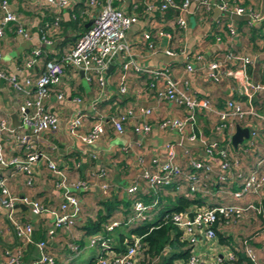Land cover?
<instances>
[{
  "label": "crops",
  "instance_id": "crops-1",
  "mask_svg": "<svg viewBox=\"0 0 264 264\" xmlns=\"http://www.w3.org/2000/svg\"><path fill=\"white\" fill-rule=\"evenodd\" d=\"M7 1L10 9L19 16L31 32L30 38H23L14 33V25L9 23L4 25L3 35L0 36V69L13 74L20 83L26 76L35 77L43 69L44 59L47 56L58 55L73 45L80 30L72 26L71 19H69L73 16L72 12H78L79 19L84 22L85 27L90 24L88 22L94 13V9L90 11L82 9L84 0H68L67 5L61 7L44 0ZM211 1L210 10L202 16L193 11V6L190 4L185 13V26L181 28L175 25L174 12L154 10L144 13L126 29L122 40L127 46L128 53L139 67L166 68L169 77L180 87L187 92L207 97L217 108H221L224 99L228 97L246 106L247 100L241 93L244 88L243 73L251 80L264 79V73L261 70L264 63V24L260 21L249 22L246 12L253 9L264 14V0H228L229 5H242L245 8L242 14H236L231 9L220 11L216 5L218 0ZM122 8L125 11H131L127 1L123 2ZM55 15L59 19L56 27L48 34L49 41L40 42L39 29L44 22H50ZM219 18L222 22H218ZM228 22L234 28L232 34L227 31ZM144 31L149 33L148 38L143 37ZM159 31L162 32L159 33ZM35 46H40L43 51L27 68L24 60ZM166 49L172 53H166ZM229 51L254 56V62L243 70L240 62L226 60L225 55ZM125 57L126 52L122 49L104 72L105 81L102 86L94 80L85 82L80 69L66 66L58 82L52 86L49 98L45 100L46 106L58 116V128L51 132H43L35 142L36 149L45 153L48 159L61 167L68 179L88 176L99 168L104 169L105 180L109 183L108 192L102 194L97 182L87 189H75L80 211L76 216L74 227L69 231L59 228L50 236H46V230L50 226L51 216L48 213L35 214L31 212L28 205L16 202L13 209L14 215L22 221L31 222L32 225V242L27 244H22L16 237L6 211L0 205V264L5 262L3 251H14L18 248L22 253L21 264H29L32 259L38 257L34 242L42 239L45 241L46 251L54 259V264H95L99 251L96 246L89 244V236L97 230L91 232V227L99 225L100 228L105 221L113 218L122 219L129 212L134 197L144 201L150 198L151 190L143 180H139L134 197L126 194L124 188L145 166L151 170L154 169L155 166L149 162V159L153 153L161 150L164 140L179 138L174 131L157 128L153 124L154 120L164 116H181L183 108L169 100L153 96L147 83L150 80H161V77L156 76L155 78L147 72L133 68H129L126 74V92H120L118 73L120 62ZM210 61L218 63L214 78L207 74V63ZM186 63L190 64V69L185 67ZM57 91L63 94L59 100L54 97ZM26 95L24 88L13 89L10 83L0 78V118H4L10 125L20 130H28L27 126L21 122L19 110ZM75 96L80 97L79 102L73 100ZM250 104L257 113L264 114V99L260 94H253ZM125 107H132L136 110L139 107L151 108L148 120L152 123V127L147 134L134 132L130 126L121 133L111 128L107 123L108 116ZM77 108L86 114L79 129L80 132L87 129L94 117L102 115L106 119H104L103 134L92 144L86 145L80 142L77 137L68 134L65 129L66 118ZM214 121L215 116L212 114L198 111L195 113L194 129L209 140H217L218 134L212 129ZM236 125L246 127L248 130L251 127L257 128L254 149H243L246 138H243L237 147L230 144L232 147L230 156L239 158L241 169H246L260 153L264 152V127L259 118L245 115L233 121L229 136ZM0 141L7 155L20 152L15 143L7 141L3 136H0ZM182 145L189 148L196 157L205 155L202 144L198 140H188L183 137ZM176 150L177 163L185 165L186 158L181 153L182 147L178 146ZM90 152L94 154L93 157L90 156ZM138 155H142V162L138 161ZM218 161V157H212L213 164L216 165ZM262 169L264 171V165ZM2 171L0 168V172ZM4 171L8 172L7 186L12 193L18 196L26 194L48 206L58 205L61 200L62 192L55 185L56 178L47 168L45 159L38 157L33 162L30 182H26L28 175L25 173H10L8 169ZM231 188H237L235 182L232 183ZM180 195L183 193L175 194L170 191L160 193L158 206L148 219L158 216L160 209L169 208L170 201ZM185 197L195 200L193 202L199 205L232 201L255 203L257 201L254 194H247L235 200L230 194L222 191L219 183L209 184L205 194L195 193L194 196ZM244 220L254 222V227L243 225ZM239 222L243 226L237 228H234V225L223 226L222 222L217 224L216 238L210 242L199 243L197 246V252L201 257L199 264H207L213 256L231 250L237 253V259L232 264H251L242 253L238 241L254 231L261 232L264 228V216L250 212ZM130 229L132 228L128 229L119 225L106 234L110 254L115 253L114 249L120 247V242L122 243L124 237L130 234ZM219 238L222 240L219 241ZM249 242L258 260L264 264L260 254V248L264 242L262 234L259 233ZM69 243L75 244L79 249L74 256L69 251ZM169 251L170 249H163L160 256H166ZM160 256L156 258L154 264L160 263Z\"/></svg>",
  "mask_w": 264,
  "mask_h": 264
},
{
  "label": "built area",
  "instance_id": "built-area-1",
  "mask_svg": "<svg viewBox=\"0 0 264 264\" xmlns=\"http://www.w3.org/2000/svg\"><path fill=\"white\" fill-rule=\"evenodd\" d=\"M47 3L61 7L67 5L68 0H44ZM89 9H94L91 15L90 24L85 31L76 36L71 47L58 55H51L43 63V69L35 76L24 77L20 83L13 74H9L0 69V78L5 79L13 89H23L27 94L19 106L21 112V122L27 126L28 130H20L12 126L4 118H0V136L7 141L15 143L20 150L18 154L7 155L4 152L0 141V205L5 209L7 218L10 220L16 237L22 244L32 242V225L29 221H22L14 215V205L22 202L29 206L35 214L48 213L51 216L50 226L46 230V235L50 236L56 229L69 231L74 227L76 216L80 211L79 200L74 193L75 189H87L95 182L102 194L109 190V183L106 179V172L99 168L91 172L88 176L74 177L68 179L64 170L52 160L48 159L45 153L40 152L35 147L36 140L43 132H51L58 128V116L51 111L45 104L49 98L52 86L58 82L64 73L66 66H70L82 71L86 80H94L99 86L105 81L104 72L124 49L126 57L120 62L118 73V90L126 92V74L129 68L141 72H147L154 76L161 77V80H150L147 86L155 98H164L183 108L181 116H164L154 120L153 124L160 130L174 131L178 134L177 139H166L162 142L159 152L151 155L149 162L155 167L153 170L146 166L142 168L134 179L125 186V193L130 197L135 195L139 180H143L150 188V198L147 201L134 197L131 201L129 212L122 219L113 218L103 224L105 233L113 228L123 225L134 228L140 222L148 219L156 210L160 193L170 191L175 194L183 193L185 196H194L195 193L205 194L209 184L219 183L222 191L230 194L235 200L247 194H254L257 201H246L239 203L218 202L215 204L199 205L190 203L184 209L178 211L165 212L161 216L162 221H170L179 230V238L186 242L190 247L189 256L185 261H177V264H199L201 257L197 252L199 243L210 242L216 238L215 228L217 224L223 226H233L243 220L248 213L263 215L261 199L264 194V152L260 153L256 160L246 169H241L240 159L230 156L232 147L230 146V130L233 121L245 115L259 118L264 127V114L257 113L250 104L253 94H260L264 99V79L251 80L243 73L244 88L241 93L247 100L246 106L242 102L232 97L225 98L223 106L217 108L207 97L198 96L195 93L187 92L180 87L171 77L166 68H144L135 64L133 58L127 51V46L123 43V36L126 29L136 22L141 15L154 10L165 11L172 9L175 13V25L178 28L185 26V13L192 4L193 11L201 13L210 10L211 0H181L176 3L174 0H143V6L137 10V0H84ZM124 1L130 5L131 11L122 8ZM220 11L231 9L236 14H242L245 8L239 4L229 5L228 0H218L216 3ZM88 11V10H85ZM249 22L260 21L264 24V14L249 9L247 10ZM59 17L55 15L50 22H44L38 32V39L42 43L49 41L48 34L52 31ZM13 23L15 34L30 38L31 32L24 25L19 16L14 13L7 0H0V36L3 35V27ZM229 34L234 33V28L230 22L226 24ZM162 31H159L161 33ZM144 38L149 37V33L144 31ZM40 46L33 47L24 60V64L29 68L36 60V56L42 53ZM166 53L172 51L166 49ZM199 57V56H198ZM226 60L240 62L242 69L254 62L255 57L248 54H238L229 51L225 55ZM218 63L210 61L207 63L208 76L215 77V69ZM185 67L190 69V64ZM264 73V63L262 64ZM55 99H61L63 94L57 91ZM75 102L80 101L79 96L73 98ZM204 111L215 116L212 124L214 131L218 134V139L206 138L201 132L194 129L195 113ZM151 113L150 107H139L138 110L132 107L122 108L114 113H110L107 123L111 128L121 133L126 127L130 126L134 132L147 134L152 127L148 120ZM86 114L81 109H75L65 121V129L68 134L86 144L95 142L104 132V116L94 117L85 131L80 132ZM106 120V119H105ZM257 128L251 127L245 139L243 149L252 150L255 148V138ZM188 140H198L204 150L203 157L194 156L189 148L182 145V138ZM181 146V153L186 158L185 165H180L176 161L177 147ZM239 146L238 144L236 147ZM94 156L93 153H89ZM218 157L219 161L215 165L212 157ZM41 157L45 159L47 168L56 178L55 185L61 190V200L57 206H47L37 199L30 198L28 195H17L12 193L7 186L8 169L10 173L22 172L28 175L26 182H30V172L33 162ZM138 161L142 162V155H138ZM235 182L237 188L232 189L231 185ZM254 231L239 239V246L242 253L251 264H261L256 256V252L250 244V240L257 237L259 233L264 237V228L261 232ZM108 237L101 232H95L89 236V244L98 248L95 264H137L144 241L142 236L130 233L124 237L123 244L125 250L121 253L110 254ZM38 252V257L32 259L29 264H54L53 257L46 251L45 241L34 242ZM69 251L74 256L79 252L75 244H68ZM110 255H109V254ZM235 250L226 251L223 254L213 256L207 264H232L237 259ZM262 261L264 262V242L260 248ZM5 258L3 264H21L22 253L18 248L14 251H3Z\"/></svg>",
  "mask_w": 264,
  "mask_h": 264
},
{
  "label": "trees",
  "instance_id": "trees-1",
  "mask_svg": "<svg viewBox=\"0 0 264 264\" xmlns=\"http://www.w3.org/2000/svg\"><path fill=\"white\" fill-rule=\"evenodd\" d=\"M137 10L140 11L143 6V0H137ZM157 0H154L156 2ZM176 3L180 2L181 0H174ZM84 2V8L83 10L89 9L90 7L87 6ZM83 7V6H82ZM165 11H170L171 13L174 12L172 9H166ZM209 11V10H208ZM207 11H203L199 13L201 16L204 15ZM73 16H71L69 19H71L72 26L74 28H78L80 30L79 34L86 30L88 26H84V22L79 19V14L77 11L72 12ZM221 19L219 18L218 22ZM70 22V21H69ZM70 22V23H71ZM67 23V22H64ZM69 23V24H70ZM78 34V35H79ZM50 56H47L44 61ZM75 193V192H74ZM77 195V194H76ZM193 199L187 198L183 195L176 196L172 201H170L171 205L167 209H160V212L158 213V216L147 219L143 222H140L139 225L129 230V233L142 236V240L144 241V247L141 251V256L137 264H154L157 257H159L163 251V249H170L169 253L166 256H160V263L159 264H175L176 261H185L190 253V247L186 242H183L179 238V230L174 227L170 221H162L161 216L165 212L170 211H178L181 209H184L187 207L190 203H192ZM195 203V202H193ZM44 205H47L46 203H43ZM48 206V205H47ZM53 206V205H50ZM57 206V205H54ZM261 207L262 211L264 212V194L261 199ZM108 209V208H107ZM106 222V221H105ZM104 222V224H105ZM99 226V225H98ZM98 226L91 227L89 224V227H91V232L93 230H97L96 232H101L102 234H107L104 232L103 224L99 228ZM57 230V229H56ZM55 230V231H56ZM54 231V232H55ZM95 233V232H93ZM92 233V234H93ZM47 236V235H46ZM220 237V236H219ZM122 240V237H120ZM43 240V239H42ZM222 239L219 238V241ZM120 247L115 248V253H121L125 250V246L120 242ZM176 249V250H174ZM226 264V263H224Z\"/></svg>",
  "mask_w": 264,
  "mask_h": 264
},
{
  "label": "water",
  "instance_id": "water-1",
  "mask_svg": "<svg viewBox=\"0 0 264 264\" xmlns=\"http://www.w3.org/2000/svg\"><path fill=\"white\" fill-rule=\"evenodd\" d=\"M235 17H238V16H235ZM88 23H90V21ZM247 136H248V129L246 127H240L236 125L230 137L232 146L236 147V145L239 144L242 141V139L246 138Z\"/></svg>",
  "mask_w": 264,
  "mask_h": 264
},
{
  "label": "rangeland",
  "instance_id": "rangeland-1",
  "mask_svg": "<svg viewBox=\"0 0 264 264\" xmlns=\"http://www.w3.org/2000/svg\"><path fill=\"white\" fill-rule=\"evenodd\" d=\"M85 82H87V80L86 79H83ZM243 225H249V227H254V222H252V221H248V220H244V224ZM242 224H241V222H238V224H235L234 225V228H237V227H239V226H243ZM87 243H88V241H87Z\"/></svg>",
  "mask_w": 264,
  "mask_h": 264
}]
</instances>
